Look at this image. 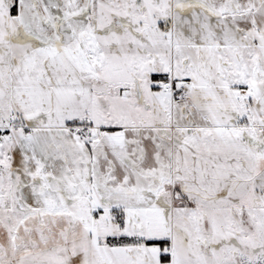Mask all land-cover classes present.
I'll list each match as a JSON object with an SVG mask.
<instances>
[{
	"label": "snow or ice",
	"instance_id": "1",
	"mask_svg": "<svg viewBox=\"0 0 264 264\" xmlns=\"http://www.w3.org/2000/svg\"><path fill=\"white\" fill-rule=\"evenodd\" d=\"M0 264H264V0H0Z\"/></svg>",
	"mask_w": 264,
	"mask_h": 264
}]
</instances>
